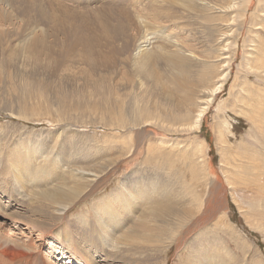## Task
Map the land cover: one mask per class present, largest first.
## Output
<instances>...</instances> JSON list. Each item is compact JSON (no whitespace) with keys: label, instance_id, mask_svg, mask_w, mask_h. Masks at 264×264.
<instances>
[{"label":"rangeland","instance_id":"obj_1","mask_svg":"<svg viewBox=\"0 0 264 264\" xmlns=\"http://www.w3.org/2000/svg\"><path fill=\"white\" fill-rule=\"evenodd\" d=\"M169 1L0 0V264H64L53 258L56 247L83 263L93 254L98 264H195L204 254L217 253L216 263L222 257L226 264H264V217L250 215L264 210V186L253 197L251 186L244 188L253 175H235L228 165L246 160L243 153H248L264 166V138L236 114L233 96L250 75L243 64L256 52L251 41L264 38L257 31L264 29V0L247 12L243 7L224 11L220 5L227 0H219L217 8L216 0H195L197 5L187 9L180 0ZM140 38L149 42L148 49L162 53L154 61L159 78L168 81L182 69L168 57L185 58L189 79L183 84L192 96L213 88L230 65V78L200 130L181 131L179 122L163 125L149 115V108L169 107L183 93H175L170 103L157 91V80L138 69L144 60L135 48ZM38 46L43 65L26 59L27 51ZM224 120L232 125L226 147L217 132ZM160 141L164 149L156 150L163 146ZM24 145L41 164H60L59 178H68L67 169L78 165L97 175L89 177L90 187L61 220L44 216L43 202L30 193L35 189L15 180L19 174L11 169L8 152ZM193 151L195 161L188 157ZM147 188L148 199L139 200ZM115 192L123 193L115 206L122 220L134 217L136 223L151 198L173 202L169 212L175 208V214H162L171 221L176 210L187 208L194 216L183 230L168 221L172 230L151 244L146 237L155 227L142 223L140 245L120 246L97 225L95 214L97 207L113 205L101 203ZM127 199L132 204L125 207ZM146 220L162 224V219ZM26 246L36 250L24 257L9 254Z\"/></svg>","mask_w":264,"mask_h":264},{"label":"bare ground","instance_id":"obj_2","mask_svg":"<svg viewBox=\"0 0 264 264\" xmlns=\"http://www.w3.org/2000/svg\"><path fill=\"white\" fill-rule=\"evenodd\" d=\"M218 1L219 0H216V3H212L213 7H216V8L219 7ZM234 1H237V0H232V1L227 0L226 4L220 5L221 9H223L224 11L232 12V11H235L236 9H238L239 7H243L244 11L247 12V9L249 7L252 10L256 6L255 1H257V0H240L239 3H234ZM169 2L172 3L173 1L171 0ZM180 3H181V6L185 9L194 8L192 6L197 5L195 0H193V1L180 0ZM175 4H178V3H175ZM236 17H237V15H236ZM236 17L232 16L233 23H235ZM262 18H264V17H262ZM257 31H259L260 34L262 33L264 35V29H262V30L257 29ZM256 37L258 39V36H255V40L251 41V43L253 44L252 47L255 48L254 51H256V52L255 53H249L248 54L249 56L247 57L249 60H247L243 64V66L250 72V75H247L245 77L246 78L245 81H242V85L239 87L238 91L233 92V96H234V103H235L234 108H236V114L238 116L244 117V118L248 119L250 122H252V124L256 126L259 134L264 138V88H262L260 86V84H256V83L252 82L251 78H250V76L253 75V77L262 81L261 85L264 84V38H262V41H261V38H259L258 44H257L256 43V40H257ZM144 38L145 37H143V39ZM143 39L140 38L139 42L135 45L137 53L144 56V60H141V62H139L140 67L138 69L139 70L141 69L146 74L147 77L155 78L157 80V83L155 84V86L157 87V91L160 90L161 94L167 95V99L170 103L172 101H174L175 93H179V92L183 93V96L180 99V101H179V99H176L175 102L172 105H170L169 107L157 108V106L160 104V103H158L155 107L149 108L148 109L149 115L153 116V118H154L153 121L158 120L157 122L159 124H163V125L165 123H168L170 126L174 127L177 125V122H179L178 123L179 126L178 125L177 126H178V129L181 131L186 132L189 130H200L202 124L204 123V119L208 113V110L210 109V106L213 104L216 96L224 90V88H225V86H226V84L230 78V68H229L230 65L227 64V66H228L227 71H224L218 75L217 82L215 83L213 88L207 89V91L204 93L195 94L194 96H192L190 94L191 89H189V90H188V88L186 89L187 85L183 84L186 82V79H189V74H187V69L183 67V64L185 63V58L181 57L178 54H176V56L168 57L171 59L170 63L175 65L174 68H176V66H177V67H181L182 69L177 73L176 72L174 74L171 73L173 76L168 81L164 80L162 78H159V76H156V74L153 73V72H155L154 66L156 65L155 64L156 62H154V61L159 59V56L162 57V55H161L162 53H159V52L154 53V51H155L154 49H153L154 51H152V49H148L147 43H149V42H147L146 40H143ZM228 45H230V44H228ZM40 49H41L40 46L33 48V49H29V51H27V53H26V59L28 61H34L38 65H43V60L40 58V55H41ZM52 61H53L52 56H50L49 57V63H51ZM222 70H220V71H222ZM72 73H74V72H72ZM98 86H100V87H98ZM98 86H97V88H103V86H101L100 83H98ZM233 88H232V91H233ZM166 92L168 94H169V92H172L171 96H170V94L169 95L166 94ZM187 92L189 93V95L186 94ZM192 106H194L195 109ZM192 115H193V119L191 118ZM190 118L192 119V121H190L191 123H189V124H187L188 122L184 123L187 120H189ZM227 122L228 121L224 120L222 123H219L218 129H217L219 136L222 137L220 142L224 147H226L224 144L228 145V141H230L229 139L227 140V138H228V134L230 133L229 131L232 127V125L227 123ZM160 142L163 146L157 147L156 150L164 149V145L166 143L162 142V141H160ZM24 146L25 147H23V148L17 147L16 149H10L8 152V157L11 160V165H10L11 169H15L16 172L19 174L18 176H16L15 180L18 183L22 184V186H23V182H25V184H24L25 186L29 182L30 186L35 189L33 191H30V193L33 195V197H34L33 199H37V201L39 200V201L43 202L44 205L41 203L40 206L43 205L42 209L44 212V216L50 215L52 221L54 219H56L57 221L61 220L62 219L61 215L65 214L66 211L73 208L72 206L77 202L79 197L81 195H83L85 193V191L88 190V188L90 187L91 183H90L89 177H91V176L97 177V175H95V173L93 172V169H88L86 167L78 165V167H73V168L67 169V171L68 170L70 171V173H68V178H65V177L61 178V176L59 178L60 173H59L58 166L60 164H58V166L55 163L53 165L52 164H46V163L41 164V162H39L40 157L37 154L31 152L30 147L28 145H24ZM202 146H203V144H200L199 148L202 149ZM176 147H177V145H176ZM24 148H26V149H24ZM172 151H174V150H172ZM195 151L189 153V156H188L192 161H195V159L198 158V154ZM158 154L161 155L160 152H158ZM243 154L245 155L246 160H244V158H241L239 160L235 159V160H233V162H228V165L231 166V172L234 170L235 175L246 177V179L249 178L248 177L249 175H253L254 179H252V181L250 183L247 182L249 185L245 184L244 188L251 186L248 189V191H251L253 189L254 192H253L252 196L255 197L256 193L258 191L260 192V189H262L261 186H264V178H262V176H264V172H263L264 166L259 164L258 159H256L253 155L248 154V153H243ZM70 164H71V162H70ZM257 181H258V183H257ZM244 182H246V181H244ZM48 185H52V186L49 187ZM238 189H240V188H238ZM162 190H163V188H162ZM232 191H233V189H232ZM136 192H138V191H136ZM130 193H132V192H130ZM156 193L158 194L157 196H160L158 191H156ZM149 194H150V192L148 191V188H147V189H145V191L144 190L141 191L138 199L139 200L140 199L146 200V199H148ZM199 194L201 195L200 196V203H202L201 205H203V198L206 195V191L204 190V188L201 189V193H199ZM234 194L239 195V193H234ZM245 195H247V194H245ZM176 197H177V193H175V198ZM122 198H123L122 192H118V193L115 192L114 196H112V199L107 197L101 203V204H103V203H105V201H108V202L113 204L112 206L107 207V205H106V206H104L106 208L97 207V209H95L96 213L94 212L96 214L97 219L99 220V224H97V225L99 227H101L102 228L101 230H103L105 233L116 238L117 239L116 242L120 246L135 247V246L140 245L139 237L142 234L141 230L144 229V225H146L148 227H155V228H153V230H151L149 232V234L146 237V242L148 241V243L151 244V243L155 242L157 238L163 237L164 232H168L169 230H172L168 224V221H170L174 224L176 231L178 228L183 230L186 228V225H188L187 220L191 219L194 216V214L191 211H187V208H186L185 212L176 210V212H177L176 213V215H177L176 221H171L168 217H163L162 214H163V212H165L167 214H172V215L175 214V212H174L175 208L171 212H169L172 209L173 202L168 204L169 200H161V199H152L151 198V199L147 200V202H148L147 207H145V209L142 213V216H141L142 218H139V220H136V223L134 222L135 221V219H133L134 217L130 218V219H127V217H126V218H123V220H122V219H120L121 214L119 212L116 213V208H115L117 203H119ZM239 200H240L239 197H237V201H239ZM123 204L125 207H127L130 204H132V202L127 199V201L123 202ZM170 205H172V206H170ZM249 207L251 208V211H252L253 208L250 205H249ZM44 208H47L48 211H46V209L44 210ZM239 208L243 209V208H246V206H244V204H239ZM182 209H184V208H182ZM61 210H62V212H61ZM60 212H61V214H60ZM257 213H259L258 210H257ZM250 215L255 217V218L257 217V219H259L258 216H261V218H262V217H264V210H263V212H261L259 214H254V215H253V211H252L250 213ZM147 218H154V219L158 220V222L162 219V224L161 225L159 224V226L156 227L155 223L150 224V222L148 220H146ZM100 219H102V221H100ZM29 223L33 224L34 222L31 221ZM50 232H52V231H50ZM2 233H3V231L0 229V238L3 239ZM4 239H8V238H4ZM65 239L67 240V238H65ZM112 244H113V242H112ZM114 246H115V244H114ZM23 247H25V246H23ZM28 247H29V245H28ZM34 249H33V251H34ZM33 251H31V248H27V246H26V250L23 252L10 251L9 254L15 255L17 257H19V256L24 257L28 254V252H33ZM7 252H9V251L7 250ZM2 253L4 254L3 251H2ZM36 253H38V252H36ZM169 253H170V251H169ZM53 255H54L53 258H55V260L61 261L63 263L65 262L64 264H98L96 257L93 254L85 258V260H86L85 263L80 262V261L74 262L75 259H71L72 257L69 258L67 253L64 251V249H61V248L58 249L56 247L55 251H53ZM34 257H35V255H34ZM47 257L50 259L51 255H49V256L47 255ZM108 257L112 258L109 255H108ZM218 258L219 257L217 256V253L204 254L201 258V262L195 263V264H213V263L214 264H226L223 261L222 257H221V259H219V262L217 261V263H216L215 261ZM41 259H43V258H41ZM108 261L109 260L107 259L105 262H108ZM45 263L46 262L44 261L43 264H45ZM3 264H4V262H3Z\"/></svg>","mask_w":264,"mask_h":264}]
</instances>
